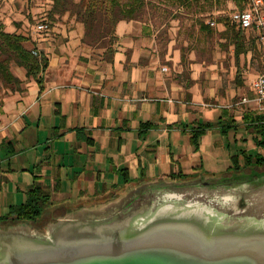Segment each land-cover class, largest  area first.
Listing matches in <instances>:
<instances>
[{"label":"crops","instance_id":"1","mask_svg":"<svg viewBox=\"0 0 264 264\" xmlns=\"http://www.w3.org/2000/svg\"><path fill=\"white\" fill-rule=\"evenodd\" d=\"M54 32L26 45L48 59L42 84L15 67L20 87L0 96V217L37 186L50 193L48 205L75 196L85 204L77 209H93L143 184L180 174L219 177L233 172L235 158L242 168L247 157H264V116L256 104L235 105L230 89L219 94L226 87L217 63L194 56L185 69L173 40L162 53L150 23L118 24L112 63L82 43L75 20ZM240 58L233 68L242 87ZM263 71L264 58L237 98L253 96L251 84ZM204 125L210 126L195 147L193 131Z\"/></svg>","mask_w":264,"mask_h":264},{"label":"water","instance_id":"2","mask_svg":"<svg viewBox=\"0 0 264 264\" xmlns=\"http://www.w3.org/2000/svg\"><path fill=\"white\" fill-rule=\"evenodd\" d=\"M230 180L217 181L224 193L208 198L209 203H179L181 197L161 192L156 182L43 230L0 227V264H264V218L230 222L225 209L234 194L228 188L243 182ZM200 182L219 186L203 179L195 184ZM170 198L178 201L166 203ZM252 205L264 207V190L257 191Z\"/></svg>","mask_w":264,"mask_h":264},{"label":"rangeland","instance_id":"3","mask_svg":"<svg viewBox=\"0 0 264 264\" xmlns=\"http://www.w3.org/2000/svg\"><path fill=\"white\" fill-rule=\"evenodd\" d=\"M52 5L53 3L51 0H0V24L7 32L21 33L28 37L29 40L25 44L32 47L33 44L37 43L35 42L37 39L46 37L49 34L53 35L55 33L54 27L58 23L63 22L68 24L70 21L74 20V18L70 17L69 14H65L60 17L56 16L54 19H51L49 15ZM235 8L236 7L233 3L226 2L220 4L218 9L229 14L231 13L230 10ZM218 13V10L215 8L212 12L200 10L196 16L181 15L179 14V10L166 4L165 6L154 8L149 13H146L142 22L150 23L154 29H156L158 40L162 46V53H164V49H167L168 43L173 40V46L180 51L181 62L185 69L189 66V59L194 56L197 59H200V61H204L206 65L217 63L220 70L224 69L225 75L221 77L219 82H221L220 85H222V87L224 86L226 88L219 92V94L225 92L227 89L233 90L232 92L236 94V99L233 103L237 105L240 101V98H237L238 92L242 90L241 88L245 87L246 81L249 82L252 77L255 74H258L261 70L262 60L264 58V45H262L258 37H256V39H253L254 45L249 46V49H251L249 51L250 53L241 55L240 67L241 69L245 68L244 74L241 76L244 84L241 87V84H239L241 80H237L238 78L236 79V76H234L235 69L233 67H237V64L235 63L234 47L230 45V41L220 36L218 33V31H221L220 29L210 35L208 32L203 31L200 28L199 20L203 19L205 24H207L214 21L213 18ZM39 22L47 25L44 32L35 31V25ZM249 59H251L250 62ZM15 67L17 66L14 64L11 65L12 71H14ZM7 88L9 87L0 83V96L7 93L5 91ZM242 162L243 161H241V164ZM232 171V173L221 175L219 177L195 175L183 177V179H178L176 181L163 180L159 182L160 185H157L156 188H161V192L168 190V192L176 194V197H181L180 201H178V199L174 200L170 198L166 203H168L169 200L172 202L178 201L179 203H183L184 201H203L204 203H209L207 200L208 198L212 199V197L222 195V193H224L222 192L224 186L219 185L217 187H202L199 183L195 184L197 181L202 179L207 181H220L223 179L224 183L229 179H231L230 181L236 179L243 182L240 185H234L233 187L231 186L228 188L229 192L234 194L233 197L231 195L229 196V198L233 199V202H228L231 203L230 207L234 210L232 209L233 211H231L229 209L230 207L225 209L228 210L227 212L230 215V218L228 217L230 222L246 216H256L258 219L264 218V207L262 208V206H260L255 209L252 205V201L257 199V191L264 190V166H244L237 172L234 170ZM170 181H175L176 184H171L173 186L170 184L161 185L162 183H168ZM129 191L130 190L124 191L123 193L116 195L114 199H111L106 203L113 202L116 199H121V197L128 195ZM161 192L158 194L159 197H164L165 193L161 195ZM71 197L65 200L54 198L52 205L44 207L42 215L37 220L26 221L19 225L26 228L28 227L43 230L49 224L57 223L55 218L58 215L63 217L67 215L72 216L73 213H77L79 210H82L77 209L80 208L78 206H84L85 204L82 201L78 202L75 196H73L72 199ZM161 199L162 198H159V202L162 201ZM53 205L55 206L53 207ZM71 208H75L72 213H69L70 211H66ZM93 209L97 208L94 207ZM64 210L66 211V214H64ZM2 225H0L1 228H7Z\"/></svg>","mask_w":264,"mask_h":264},{"label":"trees","instance_id":"4","mask_svg":"<svg viewBox=\"0 0 264 264\" xmlns=\"http://www.w3.org/2000/svg\"><path fill=\"white\" fill-rule=\"evenodd\" d=\"M53 5L50 12L51 19L56 16L69 14L75 22L82 24L83 44L97 50H102L103 60L112 63L116 52L118 36L117 26L121 21L142 22L146 13L154 8H160L166 4L179 10L181 15L196 16L200 10L212 12L218 10L213 20L216 26L205 24L202 20L200 28L210 35L219 30L218 33L230 41L234 47L235 63L239 65V58L242 54L248 53L247 41L257 33L255 29L246 30L238 28L231 20L228 13L219 10L220 4L231 2L235 9L243 10L249 5V0H51ZM200 9V10H198ZM235 9H232L235 10ZM182 10V11H180ZM231 11V12H232ZM213 17V16H212ZM201 18V17H200ZM29 38L21 33L7 32L0 24V83L7 87H20L21 81L14 75L11 65L23 68L28 78H33L39 85L42 84V74L48 67V59L42 54H35L34 49L26 47ZM253 40V39H252ZM210 125L197 126L193 131L191 142L195 147L198 146V139ZM233 170L237 172L240 167L238 159H233ZM246 167L264 166V157L255 160L246 158ZM187 175L180 174L178 178L183 179ZM50 200V193L44 188L37 186L28 192L27 200L24 204L14 207L8 215L0 217V224L14 226L21 222L35 221L43 213Z\"/></svg>","mask_w":264,"mask_h":264},{"label":"built area","instance_id":"5","mask_svg":"<svg viewBox=\"0 0 264 264\" xmlns=\"http://www.w3.org/2000/svg\"><path fill=\"white\" fill-rule=\"evenodd\" d=\"M229 16L238 28L243 30L255 29L260 43L264 45V0H249L246 9L234 10ZM209 24L216 26L215 21H211ZM46 28L47 25L42 22L35 25L36 32H44ZM163 70L166 71L167 68ZM251 90L253 96L250 98L242 97L237 105H249L254 102L257 106V113L264 116V71L254 79Z\"/></svg>","mask_w":264,"mask_h":264},{"label":"flooded vegetation","instance_id":"6","mask_svg":"<svg viewBox=\"0 0 264 264\" xmlns=\"http://www.w3.org/2000/svg\"><path fill=\"white\" fill-rule=\"evenodd\" d=\"M211 184L212 185H221V184H219V182H217V181H211ZM200 185H203V186H205V185H207L205 182H200Z\"/></svg>","mask_w":264,"mask_h":264}]
</instances>
